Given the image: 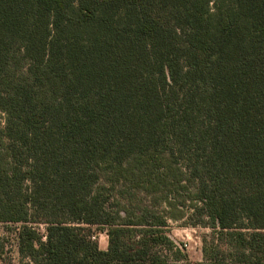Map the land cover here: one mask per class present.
I'll list each match as a JSON object with an SVG mask.
<instances>
[{
	"label": "trees",
	"instance_id": "trees-1",
	"mask_svg": "<svg viewBox=\"0 0 264 264\" xmlns=\"http://www.w3.org/2000/svg\"><path fill=\"white\" fill-rule=\"evenodd\" d=\"M0 222L19 264H264V0H0Z\"/></svg>",
	"mask_w": 264,
	"mask_h": 264
},
{
	"label": "rangeland",
	"instance_id": "rangeland-1",
	"mask_svg": "<svg viewBox=\"0 0 264 264\" xmlns=\"http://www.w3.org/2000/svg\"><path fill=\"white\" fill-rule=\"evenodd\" d=\"M192 206L187 207L186 217L180 220H169L168 230L171 237L179 244L188 258L192 262L203 260V239L212 231L210 226L195 224L198 221L197 216L192 215ZM18 223H3L0 222V243L5 246L0 247V264H19L21 256L18 251V243L16 232ZM43 234L46 233V225H37ZM93 238L99 241V246L102 249L108 247L107 231L101 228L93 227Z\"/></svg>",
	"mask_w": 264,
	"mask_h": 264
}]
</instances>
